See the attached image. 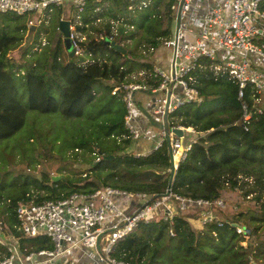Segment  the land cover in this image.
I'll use <instances>...</instances> for the list:
<instances>
[{"label":"trees","instance_id":"16d2710c","mask_svg":"<svg viewBox=\"0 0 264 264\" xmlns=\"http://www.w3.org/2000/svg\"><path fill=\"white\" fill-rule=\"evenodd\" d=\"M110 3L114 13L107 15L105 24L98 25L96 21L102 15L93 13L94 8L100 6L99 2H90L82 14L81 31L88 30L92 40L81 45L87 53L100 58L86 65L81 64L84 57L72 55L74 47L58 30L62 8L55 9V18L53 16L49 26L42 24L35 32L34 37L37 40L45 38L47 45L44 42L45 47L39 52L38 49L30 52L33 49L30 48L32 57L23 62L15 60L10 51L20 46L22 38L18 34L25 32L13 26L24 16L0 14V143L26 125L31 110L60 113L70 121L85 120L91 118L87 108L98 97L97 83L107 81L109 84L102 82V85L110 94L99 98L109 106L110 116L99 124L95 138L84 136L75 147L90 146L87 149L92 153L93 165L89 171L102 185L92 180L73 187L66 183L52 186L34 178L32 185L43 189L44 193L35 195L26 184L18 194L8 196L5 211H1L6 214L5 220H0L1 225L24 253L52 249L53 243L47 236L28 237L19 230L16 210L21 203L60 199L75 191H94L107 185L147 193L153 199L171 189L187 197L216 200L224 197L226 189L248 185L253 177L254 186L259 189L250 188L244 194L249 196L257 192L252 199L260 204L259 210L224 213L223 217L219 215L218 219L201 223V226L192 222L198 219L201 222L199 212L178 211L173 223L157 215V219L138 223L129 234L118 239L111 256L127 264H264V239L245 246L242 242L247 237L238 234L234 226L242 224L251 229L250 236L262 237L258 234V223L264 225V108L261 107L262 113L258 112V107L252 108L253 99L248 89L244 99L254 112L249 120L245 119L239 86L228 73L195 72L196 80L190 84L198 90L200 100L185 102L168 115V120L170 125L193 127L200 137L179 163L169 187L173 170L169 142L165 140L151 153L137 157L129 149L134 142L126 138L125 104L121 94L112 91L132 73L153 70V64L142 54L145 50L149 53L151 48H159L171 37L175 1L151 0L143 9L126 0H111ZM260 10L264 12V2ZM132 12H144L140 24L134 21ZM113 28L116 29L113 43L124 47L125 53L94 40V34L110 35ZM132 42H136L141 51L140 59L133 56L136 49L128 45ZM69 47L72 48L70 53L66 51ZM37 53L41 54L38 58L35 57ZM20 86L27 92L25 102L19 94ZM116 104H120L119 109L114 107ZM3 198L0 194V199ZM172 229L174 235L170 234ZM9 253L11 249L0 245V256Z\"/></svg>","mask_w":264,"mask_h":264},{"label":"built area","instance_id":"2783aa9c","mask_svg":"<svg viewBox=\"0 0 264 264\" xmlns=\"http://www.w3.org/2000/svg\"><path fill=\"white\" fill-rule=\"evenodd\" d=\"M92 1L101 3L94 8L93 13L106 16L108 11L104 9V3L111 0H0V14L32 15L35 20H29L28 27L37 28V25L49 20L53 10L68 4L69 15L61 20L69 22L68 40L74 47L75 55L84 57L81 64L86 65L100 59L87 53L81 45L92 40L88 30L81 31V15ZM126 1L137 5L139 9L146 8L151 2ZM174 1L171 39L161 44L171 49L169 60L156 61L160 47L151 48L149 53L155 61L149 62L153 64V70L142 69L132 73L126 82L116 85L112 93L121 94L126 107V138L138 143L141 138L149 141L155 135L140 129L138 117L142 109L138 92H165L161 102L152 105L150 109L151 114L162 115L161 134L151 148H145L143 152L136 151L135 155L139 157L149 154L167 140L175 171L199 138L195 136L198 132L193 127L170 125L168 120V129L165 128L167 93L171 91L168 115L185 102L200 100L198 90L190 84L196 80L195 72L228 73L239 86V99L242 101L245 119L252 117L253 107H258V112L262 113L264 12L260 6L264 0ZM102 21L100 19L96 23ZM112 23L116 26V22ZM115 36L116 29L113 28L110 35L94 34V40L111 44ZM156 83L158 85L154 86ZM248 89L253 99L252 108L244 99ZM177 128L183 129L182 136L174 131ZM187 134H190L189 140ZM122 199L138 201L137 207L129 210L121 204ZM225 208L224 198L196 199L169 189L165 195L153 199L147 193L129 192L110 185L94 191H75L55 200L28 201L21 203L16 210L19 230L28 237L47 236L53 248L24 253L16 245L11 253L0 256V264H127L113 258L111 249L118 239L129 234L138 223L157 219V215L173 223L178 211L187 214L199 212L201 223H207L218 219L216 210ZM234 226L237 233L245 237L252 233L250 228L242 224ZM170 234H175L173 229ZM80 247L95 250L96 258L88 263L76 258L73 251Z\"/></svg>","mask_w":264,"mask_h":264},{"label":"rangeland","instance_id":"374dc122","mask_svg":"<svg viewBox=\"0 0 264 264\" xmlns=\"http://www.w3.org/2000/svg\"><path fill=\"white\" fill-rule=\"evenodd\" d=\"M104 9L108 12H106V16L103 15L101 18L103 21L107 20V15L110 12L114 13V8L112 7L110 1L104 3ZM56 11L57 10H53V12L50 13L49 20L42 24L49 26L53 16L55 18ZM68 11L69 9L66 5L64 13L66 12L67 16L69 15ZM143 14L144 12H136L133 14L134 21L137 22V24H140L142 21ZM29 20L34 21L35 17L32 15H26L19 21L15 22L13 26L17 28V30L19 28H23V31L25 32L18 34L20 38H22L20 46L10 51V55L19 62H23L25 59L32 57L30 52H33L36 49H38L39 52L41 47H45L47 45V40L45 38V40L42 38L37 40L36 37H34L35 32H38L42 26L37 25L38 29L33 27L34 30L30 32V27H28ZM103 21L97 24H105L106 22ZM170 39L171 37L166 41H169ZM44 42L46 43L45 46L43 45ZM128 45L131 49H136V53L133 55L134 58L140 59L141 51L137 48L136 42H132ZM71 47H73V45H71ZM71 47L68 48L69 50L66 49L68 53L72 50ZM30 48L33 49L29 52L28 50ZM27 51L28 54H25ZM146 51L147 50H145V52ZM145 52L142 55L145 56L147 61H155L152 54ZM40 55V53H37L35 57L38 58ZM170 56L171 49L161 45L157 52V57L160 59L157 58L156 61L159 62L160 60H164L167 62ZM162 67H164V65H162ZM261 70L264 71V66H261ZM102 82H104L105 85L109 84L104 80L97 83L96 90L98 91V97H96L94 104L87 108L91 118L85 119L87 118L85 117V120L80 119L70 121L60 113L47 114L31 110L28 112L26 125L14 136L0 143V194H3L4 196L3 200L0 199V220L3 221L6 218V214L1 213V211H5L8 196L18 194L25 186H27L26 184H29L28 187L31 193H34L35 195L38 193H44L43 189H37L35 184L32 185L34 178H38L39 180L44 181V183L52 186L57 183L58 186L66 183L65 185L73 187V185H82L81 183L92 180L97 182L98 185H102L99 180L97 181L95 179L92 172L89 171L93 165L92 153L87 149L90 148V146L75 149L77 144L80 145L82 137L91 135L95 138V130L100 129L99 124L103 123L104 119L110 116L109 106L105 105V102H101L99 99L103 94L110 96L109 93L104 91V85H102ZM19 94L22 97L23 102L27 101V92L23 86H20ZM164 94V91L154 94H144L138 92V96L140 97L146 95L145 97L148 99V103L155 102L158 96ZM155 104L156 103L153 105ZM114 107L119 109L120 104H116ZM261 107L264 108V97ZM148 123L149 126H151L150 131L155 134L153 139L147 141L144 138H141L138 143L135 142L132 147L129 148L130 150L132 149L133 152L139 151L143 147L151 146L160 136L161 130L158 127L151 125V122ZM195 136L199 138L200 134L197 133ZM186 138L189 140L190 134H187ZM137 144H139V146ZM86 174H88L87 177H85ZM250 188L255 190L259 189V187L257 188V186H254L253 177L251 178V181L248 182V185L245 184L244 187L226 189L223 192L226 208L220 213L216 212V215L218 217L219 215L220 217H223L224 213L232 214L235 210H259L261 207L260 204L258 203L257 205V203L252 199L257 192L255 191L250 193L249 196L244 194L245 191ZM192 222L197 226H201L199 219ZM3 225L5 226V224ZM258 225H260L258 234L262 237H258V239H256L255 236L251 235L247 237L246 241H243L242 244L245 246L249 243L255 245L256 241L264 239V225L262 223H258ZM249 226L252 227L251 225ZM0 245H5L11 250H14L17 247L15 240L6 231V229L3 228L1 223ZM73 254L76 258L83 262H85V260H93L96 258L95 250L85 247L76 248L73 251Z\"/></svg>","mask_w":264,"mask_h":264},{"label":"crops","instance_id":"0c3cea01","mask_svg":"<svg viewBox=\"0 0 264 264\" xmlns=\"http://www.w3.org/2000/svg\"><path fill=\"white\" fill-rule=\"evenodd\" d=\"M66 5L68 6V4H66ZM66 5H63L61 7L63 10V17H62L63 19L66 18V16H67L66 12L64 13V9H66ZM144 94H147V92H145ZM151 94H154V93H151ZM145 96L146 95H143V97L139 96L140 109H142V111L138 117L140 129L143 132L150 131L151 126H149L148 122H151V125H153L154 127H158L159 129H161L162 119H163L162 115H153V114H151L150 109L154 103H160L161 100L164 98V95L158 96L156 98L155 102H151V103H148V99ZM153 144L151 146L143 147L139 151L143 152L145 150V148H148V147L151 148L153 146ZM137 145L139 146V144H137ZM137 203H138V201H130L129 202L128 199H122L121 200V204L123 206H125L126 208H128L129 210L135 209L137 207ZM85 261H86V263L90 262V260H85Z\"/></svg>","mask_w":264,"mask_h":264},{"label":"water","instance_id":"95a60500","mask_svg":"<svg viewBox=\"0 0 264 264\" xmlns=\"http://www.w3.org/2000/svg\"><path fill=\"white\" fill-rule=\"evenodd\" d=\"M68 27H69V22L67 20H61L58 24V30L59 32L62 34L63 38L64 39H68ZM34 28H30L29 31H33ZM110 45H112L116 50L118 51H122V52H126V49L118 44H114V43H111ZM75 54V50L72 51V55ZM170 99H171V91H168L167 93V105H166V109H165V128L168 129V106H169V103H170ZM177 135L179 136H182L184 131L183 129L181 128H177L174 130ZM171 155V158H172V154L170 153ZM174 173L175 171L172 170V173H171V176H170V181H169V187L172 186V183H173V178H174ZM256 264V263H255Z\"/></svg>","mask_w":264,"mask_h":264},{"label":"clouds","instance_id":"9594fccd","mask_svg":"<svg viewBox=\"0 0 264 264\" xmlns=\"http://www.w3.org/2000/svg\"><path fill=\"white\" fill-rule=\"evenodd\" d=\"M74 50V49H73ZM75 55V54H74Z\"/></svg>","mask_w":264,"mask_h":264}]
</instances>
